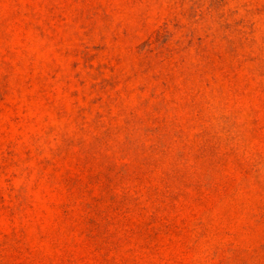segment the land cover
Listing matches in <instances>:
<instances>
[{
	"label": "rangeland",
	"instance_id": "rangeland-1",
	"mask_svg": "<svg viewBox=\"0 0 264 264\" xmlns=\"http://www.w3.org/2000/svg\"><path fill=\"white\" fill-rule=\"evenodd\" d=\"M0 264H264V0H0Z\"/></svg>",
	"mask_w": 264,
	"mask_h": 264
}]
</instances>
